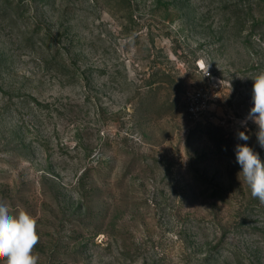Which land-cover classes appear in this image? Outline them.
Listing matches in <instances>:
<instances>
[{
	"label": "rangeland",
	"instance_id": "rangeland-1",
	"mask_svg": "<svg viewBox=\"0 0 264 264\" xmlns=\"http://www.w3.org/2000/svg\"><path fill=\"white\" fill-rule=\"evenodd\" d=\"M261 72L264 0H0V196L37 218V264H264L234 153L264 158Z\"/></svg>",
	"mask_w": 264,
	"mask_h": 264
},
{
	"label": "clouds",
	"instance_id": "clouds-1",
	"mask_svg": "<svg viewBox=\"0 0 264 264\" xmlns=\"http://www.w3.org/2000/svg\"><path fill=\"white\" fill-rule=\"evenodd\" d=\"M211 63L201 57L199 67L208 73ZM252 81V107L241 126L246 127L248 120L255 122L258 143L264 147V72ZM238 138L245 142L250 139L245 131H239ZM234 153L239 181L242 178L251 195L264 202V158L247 143L236 144ZM39 239L37 218L26 210H13L9 201L0 196V256L6 258V264H37L38 255L33 250Z\"/></svg>",
	"mask_w": 264,
	"mask_h": 264
},
{
	"label": "built area",
	"instance_id": "built-area-1",
	"mask_svg": "<svg viewBox=\"0 0 264 264\" xmlns=\"http://www.w3.org/2000/svg\"><path fill=\"white\" fill-rule=\"evenodd\" d=\"M204 76L206 79H209V72H204ZM211 80L212 83L209 82L207 86L197 87L187 95L186 111L190 118L200 119L207 116L210 108L214 105L217 97L218 84L213 79Z\"/></svg>",
	"mask_w": 264,
	"mask_h": 264
}]
</instances>
